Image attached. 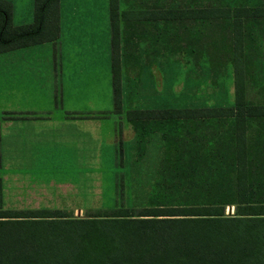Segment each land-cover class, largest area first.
<instances>
[{"label": "trees", "instance_id": "obj_1", "mask_svg": "<svg viewBox=\"0 0 264 264\" xmlns=\"http://www.w3.org/2000/svg\"><path fill=\"white\" fill-rule=\"evenodd\" d=\"M141 1L120 11L109 0L112 111H122L118 19L128 12L163 19L169 55L207 56L213 76L231 63L234 103L127 109L137 159L152 135L163 141L145 203L124 204L121 178V199L84 216L0 205V264H264V0ZM59 2L34 0V19L14 24L0 0V52L55 41Z\"/></svg>", "mask_w": 264, "mask_h": 264}, {"label": "rangeland", "instance_id": "obj_2", "mask_svg": "<svg viewBox=\"0 0 264 264\" xmlns=\"http://www.w3.org/2000/svg\"><path fill=\"white\" fill-rule=\"evenodd\" d=\"M245 1L255 3L259 0ZM11 2L14 24L28 23L33 19L34 0ZM107 18L108 0H61L58 43L62 45L59 44V48L67 44L73 23L84 29L87 36L90 31L101 36ZM52 45L44 42L8 55L0 54V66L4 67H0V73H3L0 81L7 79L8 83H14L18 78L21 80V77L36 75L40 71L44 75L46 68L48 78L54 72L51 62L61 70L59 57L55 60L52 56ZM86 50L89 48L84 43V57L91 52ZM104 64L100 52L97 60L84 61V81L81 82L84 84V99L75 96L77 90L67 82L73 78L71 68L77 65L75 61L63 67L61 98L55 99L50 93V84L47 86L50 97L48 94L44 97L43 90V93L23 101V106L38 113L49 109L52 112L49 118L6 123V118L0 117V205L3 208H62L74 216H84L96 208L114 206L115 201L121 199L118 187L121 178L124 204L143 205L151 192L163 141L159 134L152 135L144 154L137 159L136 140L126 118L127 109L234 103L231 63L213 76L207 56L195 60L175 53L169 58L157 57L152 68L141 69L140 73L138 69L122 67L120 113H110L104 118L70 116L69 113L77 111L76 108L84 109V112L96 108L112 109L109 61L108 66ZM255 71L257 82L263 84V59L256 61ZM137 73L139 76L135 78L133 75ZM14 98L3 99L0 103L10 105L13 101L16 105ZM5 105L0 104V112ZM226 211L229 212V207Z\"/></svg>", "mask_w": 264, "mask_h": 264}, {"label": "crops", "instance_id": "obj_3", "mask_svg": "<svg viewBox=\"0 0 264 264\" xmlns=\"http://www.w3.org/2000/svg\"><path fill=\"white\" fill-rule=\"evenodd\" d=\"M11 2V0H9ZM149 2V1H148ZM12 4V2H11ZM143 4L141 0H119V10H131L140 8ZM13 9V6H12ZM33 19H34V2H33ZM32 19V20H33ZM108 23L103 27L101 36H98V33L94 31H90L88 36L86 35L87 32L84 29L77 28L76 24L73 23L72 30L69 33V39L66 45L63 44V47L59 48L58 40L60 38V31H61V0L59 2V36L55 41H44V42H51L52 45V56L55 60H60L61 70L57 68L56 63H50L51 68H53V75H49L47 78L46 72L48 68H46V72L43 73L40 71L36 75L25 76L24 78L21 77V80L18 78V82H9V80H1L0 81V101L6 98H14L16 99V105L12 101L11 104L9 103H0V104H7L2 106V111L0 112V117L3 119L6 118V123L10 122V120L21 122V120H35L39 117H46L49 118L52 112L47 109L36 111L26 106H23V101L27 97L33 98L36 94L41 92L43 93L44 90V97L48 94V88L50 84H52V90L50 91L51 94L54 95V98L57 99L58 97L61 98L63 96V79H61V74H63V67L66 64L77 62V65L72 69L73 71V78L67 79L68 84L71 88L76 89L77 91L74 92L75 96L79 97V99H84V84L81 85V82L84 81V61L90 60L91 62L97 60L98 52L101 54L102 63L104 66H108L109 61V77L111 83V97L113 102V87H112V54H111V25H110V13H109V0H108ZM11 20H12V13H11ZM31 20V21H32ZM30 21V22H31ZM13 22V21H12ZM119 23V35H120V69L122 67L124 69H138V73L141 72V69L144 68H152L153 62L157 57H165L169 58L168 53V45L167 42L163 43V25L166 27V24L163 23L162 18H152L147 13H139V12H128L125 13L123 16H120L118 19ZM22 24V23H20ZM155 35H159L160 38L154 39ZM85 41V42H84ZM126 41V43H125ZM40 42V43H44ZM34 43L25 46L16 47L10 50L1 51L0 54L8 55L9 52L20 51L22 48H28L30 46L40 44ZM84 43H86V47L89 48L90 51L86 57H84ZM95 44V47L91 45ZM100 46L102 48V52L100 51ZM61 49V52H60ZM125 50L128 53V56L124 55ZM2 55V56H3ZM188 56V55H187ZM190 57V56H188ZM5 65V62H3ZM96 68H98L97 63L95 64ZM3 67V66H0ZM4 68V67H3ZM108 70V69H107ZM120 70V74H121ZM107 73V71H106ZM134 74L133 76L136 78L139 74ZM0 76L3 77V73H0ZM31 78V79H30ZM43 85V86H42ZM43 88V89H42ZM122 93H123V86L121 87V100H122ZM50 97V95H49ZM47 97V98H49ZM114 106V104H113ZM77 111H71L69 113L70 116L72 115H81V114H97L102 115L106 112V115L109 116L110 113L113 112L112 109L108 108H96V110H90L84 112V109L76 108ZM37 112V113H36ZM2 113L4 114L2 116ZM90 117V118H104L107 116H99V117ZM77 117V116H72ZM78 118H84L78 117ZM2 127H0V139L2 137ZM4 136V135H3ZM1 154V152H0Z\"/></svg>", "mask_w": 264, "mask_h": 264}]
</instances>
